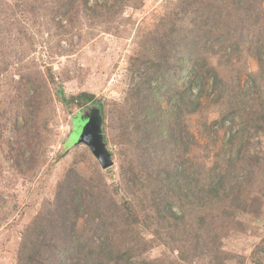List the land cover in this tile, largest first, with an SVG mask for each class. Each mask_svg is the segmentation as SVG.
Segmentation results:
<instances>
[{"label": "rangeland", "instance_id": "1", "mask_svg": "<svg viewBox=\"0 0 264 264\" xmlns=\"http://www.w3.org/2000/svg\"><path fill=\"white\" fill-rule=\"evenodd\" d=\"M195 1L0 0V264H17L23 230L66 175L88 190L82 235L134 246L132 264H264V0ZM193 50L207 83L189 113L202 86ZM170 104L181 108L182 140L192 136L177 151L195 190L187 179L181 190L153 181L173 164L161 132L174 121ZM94 110L105 169L76 143ZM225 168L247 201L223 217L202 189ZM187 207L195 213L181 219ZM165 208L176 216L162 217Z\"/></svg>", "mask_w": 264, "mask_h": 264}, {"label": "trees", "instance_id": "2", "mask_svg": "<svg viewBox=\"0 0 264 264\" xmlns=\"http://www.w3.org/2000/svg\"><path fill=\"white\" fill-rule=\"evenodd\" d=\"M180 1L182 2V8L196 3L195 0ZM198 7L196 6L197 9ZM197 15L199 16V14ZM202 34H200L201 37ZM189 35L199 37V33L196 30L192 31V34L189 33ZM194 53L196 57L202 55L200 50H193L188 56L189 60L192 59ZM196 57L191 60V77H193V82L194 78L199 79L202 86L199 87L197 95L193 97L190 105L187 106L189 113H194L200 108V97L203 95L205 83H207V70L203 69V66L206 65L205 58L196 59ZM197 61H203V64ZM148 83H150V80H148ZM169 107V115H174V121L167 123L168 133L161 132L166 135L168 134V141L174 143V156L171 159L173 164L169 168H163L162 173L157 172V176L155 175L153 181L155 185L159 183V185L162 184L169 189L181 190V179H184V182L187 179V186L184 190H188V188L195 190L191 188V185H189L191 183L188 181L190 176L194 174H187L188 171H186L184 166L187 164V161L177 151L179 147L183 148V152L186 151L187 147H189L187 145L189 144L190 137L192 138V136L186 134V140H182L180 136L181 131L178 128L181 108L179 105L175 106L174 104H170ZM189 165L192 167V162ZM189 165H187V169ZM227 168L219 172H213V169L206 172L207 176L210 172H213V175L208 176L207 180L204 181L202 189L209 192L207 199L203 200V202L209 205L220 204L222 208L219 212L223 217L227 216L226 209H229V207L237 208L240 213L245 212L246 210L240 209L239 205H245L247 201L240 191H233L236 185L229 178L230 171ZM225 182L228 183L225 185ZM71 183L70 175H66L58 183L54 198L49 203V206L47 208L44 207L25 227L18 246L17 264H97L95 260L107 257L108 262L112 261L114 264H119L123 259L124 264H132L131 255L134 254V246H129V244H106L104 242L95 243L93 237L82 235L78 227V220L86 217L87 211L91 209L92 205H89V201L87 200L88 190H80L78 186L71 187ZM194 185L197 186V183H194ZM194 210L188 207L185 210L181 208L179 217L184 219L195 213ZM157 211L160 212V210ZM124 213H127L125 217L130 219V222L138 223L139 214L132 205L126 204ZM162 214L164 215L162 217L165 219L176 216V213L171 208H165L162 210ZM87 218L93 217L87 216ZM262 242L264 243V239Z\"/></svg>", "mask_w": 264, "mask_h": 264}, {"label": "water", "instance_id": "3", "mask_svg": "<svg viewBox=\"0 0 264 264\" xmlns=\"http://www.w3.org/2000/svg\"><path fill=\"white\" fill-rule=\"evenodd\" d=\"M76 143L85 144L102 168L105 169L112 165L110 153L103 140L101 117L96 110L87 114L85 119L82 118V126Z\"/></svg>", "mask_w": 264, "mask_h": 264}]
</instances>
